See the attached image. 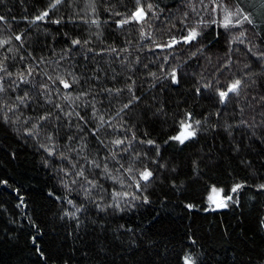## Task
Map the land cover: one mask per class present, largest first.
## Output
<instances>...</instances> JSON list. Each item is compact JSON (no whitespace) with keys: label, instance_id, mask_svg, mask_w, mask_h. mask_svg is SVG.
Instances as JSON below:
<instances>
[{"label":"trees","instance_id":"obj_1","mask_svg":"<svg viewBox=\"0 0 264 264\" xmlns=\"http://www.w3.org/2000/svg\"><path fill=\"white\" fill-rule=\"evenodd\" d=\"M224 2L230 5L231 10H235L238 2L252 14L254 23L245 22L235 31H225L216 25L205 29L200 41L206 46L205 51L191 57V51L200 45L194 44L192 49L183 47L169 62L168 70L178 61H186L179 69V86L173 87L170 82L161 80L152 88L149 85L153 80L148 73L156 72L159 76L160 64L169 52L168 49L154 48L152 40L167 42V30L171 24L181 27L178 17L185 10L181 0H160L161 7L172 10L173 19L165 21L167 11L158 23L154 24L149 19L143 30L153 32V36H145L143 40L140 37L141 27L135 23L116 24V20L126 18L134 10L136 0H62L50 10L48 18L40 21H33V17L45 10L52 0H0V14L8 16L7 22L0 21V40L11 37L8 44H0V61H5L8 70L13 72L12 79L16 78L15 73L26 72L29 64L37 65L43 57V62L38 65L41 70L53 76L59 72L70 83L73 75L79 78V83L73 85V96L80 92L89 93L70 105L62 99L68 90L57 95L56 86H53L55 103L63 104L65 111L75 108L90 117L89 127H95L101 115L106 120L111 117L113 127L100 129V135L109 148L112 147V139L131 138L132 131H135L137 139L121 161L125 168L134 152H148L149 157L156 156L155 146L139 142L149 138L155 139L161 146L160 164L167 163L166 169L160 168L141 155L133 165L141 170L148 166L155 172L156 178L145 185L150 197L148 204L136 202L138 206L132 207L124 203L130 198L121 196L116 199L123 211L114 206L98 209L92 201L111 205L114 188L118 192L130 190L127 187L130 182L128 174L123 173L124 185L119 180L99 177L103 190L99 187L91 189V198L87 200L81 188L83 178H76L80 183L71 188L61 185L53 166L45 165L47 153L39 147L40 144L67 152V137H76L71 142V147L76 149L81 145L80 137L83 136L88 147L81 154V164L85 154L90 160L103 162L107 152L101 149L97 154L96 150L101 146L95 138L78 133L75 127L82 122L72 116L69 127V120L63 113H60L58 142L53 144L48 141L47 134L54 131L56 123L55 104H46L41 108L30 101L31 107L20 105L19 112L10 114L12 120L20 117L15 125L5 123L2 102L16 103L17 95H23L27 90L23 86L19 91L9 87L11 80L6 79V91L0 93V180L8 181L7 185L0 184V264H183L181 257L186 251L198 255L200 264H264V190L256 187L264 183V141L259 135L250 139L249 130L243 127L233 129L232 135H229L225 124L239 118L234 113V100L225 107L218 103L213 93L198 96L194 91L198 77L213 79L216 69L227 59L229 37L244 31L245 42H233L231 69L224 72L220 79L225 81L233 74L243 76L241 69L251 61L250 68L244 71L256 73L257 84L248 89V99L253 95L257 98L264 95L262 62L251 54H243L247 52L249 42L264 44V0ZM193 3L196 12L190 11L189 26L195 25L201 18L222 19V9L219 13H212L202 7L201 0H193ZM216 3H221V0H216ZM203 5L208 9L213 6L210 0H203ZM58 18H63L60 24L52 23ZM172 31L174 33L176 29ZM65 33L68 35L65 36ZM16 35H20L21 40H16ZM76 37L82 43L69 52L70 41ZM236 48L240 51H235ZM21 55L24 56L23 61L20 60ZM137 56L140 58L138 64ZM130 65L134 67L130 68ZM129 77L136 80V94L142 99L117 116L122 105L130 99L126 87L131 83ZM40 79L46 81V77ZM59 87L63 89L62 85ZM116 88L124 91L111 95L104 91ZM32 95L37 96L36 89L32 90ZM40 102L43 103L42 98ZM93 105L97 109L94 118ZM161 107L163 111L157 112ZM218 109H222L219 118L216 115ZM45 111H51L53 116L40 131L39 140L28 137L23 132L25 118L32 117L26 125L30 128ZM185 111L193 113V122L201 121L197 136L184 145L175 141L164 144L169 136L178 134L179 121ZM259 111L257 106V113ZM256 120H260L258 114ZM121 124L124 126L116 127ZM216 124L219 127L213 128L212 125ZM236 143L240 144L238 152L233 150ZM71 155L76 157L75 152ZM108 162L113 169L112 174L119 176L121 173L116 171L118 166L115 161L109 158ZM85 168L86 175L93 179L102 170L93 169L91 164L85 165ZM71 179L73 177L69 174V183ZM237 182L246 183L235 193V202L226 209H206V189L215 184L229 193ZM97 197H103V200H97ZM69 199L75 207L68 203ZM189 203L195 207L187 208ZM81 204L84 208L76 214L80 221L77 225L76 219L65 216L64 212H75ZM33 222L39 225V229L33 228ZM34 234L37 236L36 243L46 254L44 258L35 251L32 242Z\"/></svg>","mask_w":264,"mask_h":264},{"label":"snow or ice","instance_id":"obj_2","mask_svg":"<svg viewBox=\"0 0 264 264\" xmlns=\"http://www.w3.org/2000/svg\"><path fill=\"white\" fill-rule=\"evenodd\" d=\"M62 0H52V3L48 5V7L40 12V14L33 17V21H40L45 20L50 15V10L55 9ZM183 7L185 10L183 11L182 15L178 17L181 27L177 28L175 23H172L171 26L168 28V37L167 42H157L156 40H152V45L156 49H168L169 52L167 55L163 57V63L160 64V75L158 76L156 72H149L148 75L152 77L153 82L149 85V87L155 88L157 84L163 80L170 82V85L173 87L179 86L180 84V72L179 69L181 64H186V61H178L175 66H172L169 69V62L173 58L174 55H178V50L187 47L188 49H192L194 44H199L200 46L195 48L194 51H191V57H196L201 54L203 51L206 50V46L202 44L201 37L205 35V29L210 28L212 25H216L218 27H222L225 31H235L237 26L243 27L244 23L247 22L248 24H253L254 20L252 14L245 10L238 2L235 5V10H231L230 5L221 0V3H216V0H210V3L213 5L210 9L207 6L203 5V0H201L202 7L205 10L211 11L212 13H219L221 9L223 10V17L222 19H211L205 20L203 18L196 21L195 25L189 26V15L191 12H196L195 4L193 0H181ZM93 11H95V7L93 6ZM168 12V16L165 17V21H169L173 19L172 10L167 9L166 7L160 6V0H148L147 3L143 2V0H136V5L134 10H132L129 14H127L126 18L116 20V24L118 26H123L125 24L135 23L136 25L141 27L140 37L141 40L145 38V36L152 37L153 32H144L143 25L148 22L149 19L152 22L158 23L160 21V17L164 15L165 12ZM117 15H120L119 13ZM27 19V17H25ZM61 19L58 18L52 20V23L60 24ZM8 16L6 14H0V21L7 22ZM93 23H96L93 20ZM172 29H176L173 33ZM68 34L65 33V36ZM217 35L219 36L220 33L218 32ZM246 33L244 31H240L238 36H230L228 40L229 49L226 53L227 59L223 61V63L216 69V75L213 79H204L202 77H198L196 80V84L194 86V91L196 95L202 96L206 92L213 93L215 97L218 98V103L222 106H227L229 101H233L236 104V109H234V113L238 115V119H235L233 123H226L225 128L229 132V135H232V130L235 128H245L249 130L251 139L252 137H256L259 135V138L264 141V95H259L258 98L253 95L251 99L249 97L248 89L255 86L257 84L256 80V73L250 71H244L245 69H249L251 65V61L245 63L243 69L241 71L244 72L243 76H236L233 74L231 77H226L225 81L220 79L223 76L224 72L229 71L231 69V65L233 62V49H234V41H239L240 44H244V37ZM3 39L0 40V44H8L9 40ZM16 40H21L20 35L15 36ZM81 40L79 37L73 38L70 41V45L68 51L74 50L75 46L81 45ZM83 43H87L84 41ZM11 51V49H9ZM111 51H115V49H111ZM235 51H240L239 48H236ZM244 55L251 54V56L255 57L258 61L262 62L261 72L264 73V44L254 45L251 42L248 43L247 52L243 53ZM190 57V58H191ZM63 59V57H61ZM35 59V57H33ZM7 60V57H5ZM20 60H24V56H20ZM139 56L136 57V63H139ZM43 62V57L40 58V61L37 62V65L29 64L27 66V71H18L15 73V79H12L13 72L8 70V67L5 61H0V93L6 91L5 89V80H11L9 87L19 89L23 86L25 89L23 95H17L16 103L8 104L7 101L2 102L4 111L2 113V119L5 123H12L16 124V122L20 119L19 116L16 117V120L11 119V115L14 112H19L20 105H25L26 107H31L32 105L29 103L30 101L34 102L38 107L43 108L46 104H55L56 114V123L53 125L54 131L49 132L47 134L46 139L51 143L55 144L58 142L57 133L60 129V121L62 119L60 113H63L64 117H67L69 123L67 126L71 127L72 121L71 117L75 116L78 121L82 122L77 123L75 127L77 128L78 133H85L89 137L95 138L97 143L101 146L98 148L97 154L101 149L107 152V155L104 156L103 162L99 161L98 159H89V157L85 154L83 155L84 163H80L81 154L84 152V149L88 147L87 141H85L84 137L81 136V145L78 148L73 149L71 147V142L76 139L75 136L70 135L67 137L68 140V151L65 152L63 150H58L54 146H49L47 144H40L39 147L44 149L47 153V158L45 159L46 166H53V171L59 177V182L65 188H71V186L80 183V181L76 178H83L84 183H81V188L84 191L85 199H90L92 195L91 189L94 188H101L103 190V185L99 183V177H105L107 179H111L113 181L119 180L121 185L125 184V177L123 173L128 174V182L127 187L130 189L129 191L118 192L116 189H113L114 200L111 205H104L101 203H97L96 201H92L95 203V206L98 209H104L109 206H114L119 211H123L124 208L121 206L118 197H125L130 198V200H125V204H130L132 207H137L136 202H141L143 204H148L150 202V197L147 193L146 184H149L156 178L155 172L148 166L143 167V169H136L133 165L138 161L139 157L143 155L144 157L152 160L156 163L160 168H167V163L160 164V158L162 156L161 153V146L157 143L155 139H141L139 142L141 144H146L148 146H155L156 149V156L149 157L148 152H134L131 161L129 162L128 166L125 168L124 164L121 161L129 152V149L132 148L133 141L137 139L135 131H132L131 138L125 136L124 138H115L111 140L112 147L109 148L107 144H105L104 138L100 135V129L107 126L108 128H112L113 125L110 123L111 117L108 120L105 119L103 115L100 116L99 122L96 124L95 127H89V120L90 117L86 115H82L81 112L76 111L75 108H70L68 111H65L63 104L55 103L52 93L53 86L55 87V92L57 95L61 93L63 90H68L64 92L62 99L67 101L70 105H74L75 101L79 100L81 97H87L89 95L88 92H80L76 96H73L72 88L73 85L79 83V78L75 75L72 76L71 83L65 79L64 75L60 74L59 72L55 73V76L49 74L47 71H43L39 68V63ZM239 63V61H237ZM133 65H130V68H133ZM145 67H148L145 65ZM40 77H46V81L40 79ZM247 78V79H245ZM99 79V77H97ZM131 83L127 84V90L130 95V99L127 100L126 103L122 105L119 111L116 113L119 116L123 113L126 109L132 106L134 103H139L142 99V96L137 95L136 89V80L133 77H129ZM38 85V89H37ZM59 85L63 86V89L59 87ZM37 90V96L33 97L32 90ZM109 95L112 93L121 94L124 90L121 88L116 89H105ZM40 98L43 99V103L40 102ZM155 99V97H153ZM93 100L95 98L93 97ZM87 104V100H85ZM257 106H259V113H257ZM33 111H36L33 108ZM163 111V108H158L157 112ZM222 109H218L216 112L217 117L221 115ZM93 117L97 114V109L93 105L92 108ZM260 116L259 122L256 120V115ZM53 113L51 111H45L43 115H39L36 119L35 123L32 124V127H27V123L32 120V117L25 118V127L23 132L28 136L39 140L40 131L44 128V125L49 122L52 118ZM247 117V118H246ZM193 113L191 111H185L183 117L179 121V132L176 135H172L168 137V140L164 141V144H167L169 141L178 142L180 145H184L186 142H190L192 138L196 137L198 134V128L201 125L200 120H195L193 122ZM127 121H125V124ZM124 125H117L116 127H123ZM213 128L219 127L218 124L212 125ZM134 128V126H133ZM131 131V129H126ZM147 135V134H146ZM127 141V143H126ZM117 148L119 151H117ZM240 144L236 143L234 146V151H239ZM75 152L76 157L74 158L71 153ZM109 158L115 161V164L118 166L116 171L120 172L119 176L113 175V169L109 166ZM91 164L93 169H102L99 171L97 178H90L86 175V168L85 165ZM69 174L73 177L70 183L68 182ZM144 182V183H142ZM246 182H237L232 185L231 192L236 193L237 190L241 189ZM0 184H8L7 180H0ZM85 184L87 187H85ZM258 189L264 190V183H260L256 185ZM74 190V189H73ZM208 191V206L212 207L213 205L215 208H226L228 206V201L234 199L232 195L228 193L225 188L218 187L217 185L213 184L210 186V189H206ZM59 199V197H57ZM97 200H103V197H97ZM23 202V200L21 201ZM69 204H73L74 202L69 199ZM187 208L191 209L195 207V205L189 203L186 205ZM84 208V205L81 204L79 207L76 208L75 212H68L65 210L64 215L68 216L69 218H75L77 225H79L80 221L78 216L76 215L81 209ZM63 218V217H62ZM33 228L39 229V225L33 222ZM120 227H124L121 225ZM190 239H192L190 237ZM37 236L34 234L32 236V242L35 247L36 253L41 257L44 258L46 256L45 252L42 250V247L36 243ZM193 239V243H194ZM183 264H200L199 256L190 252L186 251L183 256L181 257ZM67 264V262H65Z\"/></svg>","mask_w":264,"mask_h":264},{"label":"rangeland","instance_id":"obj_3","mask_svg":"<svg viewBox=\"0 0 264 264\" xmlns=\"http://www.w3.org/2000/svg\"><path fill=\"white\" fill-rule=\"evenodd\" d=\"M229 194L230 195H232L233 197H234V199L233 200H231V201H228L227 203H228V206H229V204H231L232 202H235V198H236V196H235V193H232L231 191L229 192ZM207 196H208V194H207ZM205 206H206V209H208V210H221V209H226V208H220V209H218V208H215V206L213 205L212 207H209L208 206V200H207V197H206V200H205Z\"/></svg>","mask_w":264,"mask_h":264}]
</instances>
